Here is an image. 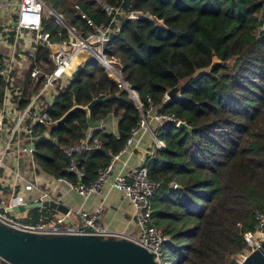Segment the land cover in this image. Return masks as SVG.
<instances>
[{
	"label": "trees",
	"instance_id": "obj_1",
	"mask_svg": "<svg viewBox=\"0 0 264 264\" xmlns=\"http://www.w3.org/2000/svg\"><path fill=\"white\" fill-rule=\"evenodd\" d=\"M104 1L121 9L117 18L123 21L104 45L107 59L122 64V75L144 109L150 96L159 111L192 128L168 121L158 133L154 129L166 147L147 160L150 177L161 182L153 217L170 237L165 252L177 253V264H239L232 257L248 249L245 233L256 229V211L264 213V0ZM76 5L96 25L112 20L94 0H54L53 8L84 37L94 28ZM132 11L151 13L166 27L144 17L126 18ZM53 24L46 28L53 39L59 29L68 37L55 18ZM39 51L48 58L49 49ZM176 86L180 96L164 103ZM103 97L108 99L91 109V118L117 116L118 133L96 128L101 147L76 157L87 173L85 182L96 179L140 122L135 101L98 59L90 58L48 109L59 120L76 104ZM89 128L81 110L62 125L38 124L35 133L48 130L51 138L36 141V163L76 181L65 169L70 158L62 148L81 142ZM31 211L39 217L38 208Z\"/></svg>",
	"mask_w": 264,
	"mask_h": 264
},
{
	"label": "built area",
	"instance_id": "obj_2",
	"mask_svg": "<svg viewBox=\"0 0 264 264\" xmlns=\"http://www.w3.org/2000/svg\"><path fill=\"white\" fill-rule=\"evenodd\" d=\"M94 2L101 6L109 16H112V20L108 25H96L94 21L80 8V6L76 5V9L81 17L86 19L94 28V33L87 37H84L74 26L71 25L72 28L65 26L61 22L60 18L56 17L59 24L67 29L70 40L64 42L66 46L65 49L51 54L54 69L45 73L48 80L45 89L52 86L55 81L63 77L67 72L73 76L74 68L77 65L81 66L90 58H96L101 62L99 57L101 54L107 59L104 54V45L120 31L123 21L118 20L117 15L121 14L122 11L119 7L112 6L104 0H94ZM48 8L49 6L46 0H0V18L6 17L9 20L8 23L1 22L0 25L6 27L10 24V27L16 31V40H18V36H20L22 32L26 31L35 34V40L37 43L42 42L48 46H52L51 33L43 29V17H45V13ZM139 17H141V14H139L138 11H132L126 18ZM113 24L116 26L113 27ZM58 34L62 35L63 31L58 30ZM95 36L99 37V45L95 47V50L92 51L86 58L82 59L79 63L73 64L72 56L76 50H78L77 43L81 40L88 45L91 38ZM109 61L112 63L117 72L122 75V64L111 60ZM2 64L3 62L0 58V73L2 70ZM107 70L110 72L111 76L119 82L120 87H124L129 91L140 111L141 120L137 126L132 128L129 137L122 148L111 154V159L108 164L100 167L98 169L96 179L90 182L84 181L87 177V173L83 168L78 166L76 157L84 152H90L98 147H101L102 141L97 137L90 138L86 136V138L81 140L79 143L63 146V153L70 158V165L65 169L74 173L77 180L73 181L66 177H59V179L84 198H88L95 193H101L104 185L111 180L112 187L121 191L133 207V218L139 228V233L136 237L129 239L144 246L153 254L155 260L159 264H163L162 255L164 245L170 241V237L165 234L161 227L156 225L153 217V198L161 187V182L155 181L150 177L147 160L148 157L154 156L158 150L166 147L164 141L157 136L153 128V124L161 127L164 123L173 121L176 122V125H179L181 120L176 118L174 114H167L159 111V108L150 96L147 97L148 107L144 109L143 103L139 98L137 91L134 90L125 80L118 78L109 69ZM40 72V69L35 67L34 77H36ZM170 100L171 98L166 93L164 103H167ZM35 101L36 99L32 102V104ZM32 104H30V106ZM28 108L21 114V118L17 121L15 128L11 131V135L5 144L0 147V167L9 166L12 170L15 169V167H13L14 165L19 167V153H23L24 157L27 158L29 165L32 163L33 167L32 170L29 169L33 175L31 176V179H29L28 183L24 185L25 190L39 191L41 193L40 199L42 200L55 199L52 197L50 192L40 188L39 183L34 177L38 165L35 160L36 141L51 138L49 131H44V136L41 137L43 134L40 136L39 134H36L35 127H26L24 132L28 134L27 136L29 138L26 139L24 143L19 144L18 151H13L15 138L23 131V118ZM57 122L58 120L53 118L48 110H44L38 114L36 125H45L50 128L52 126H56ZM3 127L4 123L0 117V135L3 131ZM146 132L150 134L153 141L152 150H147L145 152V154H147V158H145L141 164L132 168L128 172H124L128 165L129 157L133 155L136 149L140 146L142 134ZM52 139L55 140L54 137ZM12 158L16 159L17 164L13 162L14 160ZM6 160H8V162H6ZM117 168L118 171L114 176V171ZM14 172L16 173L17 179L22 176V172L18 168H16ZM25 200V195L19 194V189L16 190V188L13 190L10 198L1 199L0 223L21 233L32 232L43 236L94 235L108 237L111 235V233L106 230L104 226H102L100 221L104 209L103 201L92 211H88L83 208H79L77 210L69 208L67 213H62L49 209L48 212L50 213H44L43 217L39 216L38 222H27L22 220L24 219L22 215L24 212H17L14 210L15 206L24 204ZM72 215L77 216L79 222L70 223ZM32 218L34 217L32 216ZM256 218L259 220L256 229L245 233V238L248 241L249 247L242 252L243 255L240 257L238 262L239 264H242L249 254L259 248L264 239V213L256 211Z\"/></svg>",
	"mask_w": 264,
	"mask_h": 264
},
{
	"label": "crops",
	"instance_id": "obj_3",
	"mask_svg": "<svg viewBox=\"0 0 264 264\" xmlns=\"http://www.w3.org/2000/svg\"><path fill=\"white\" fill-rule=\"evenodd\" d=\"M80 8L84 11L81 6ZM59 14L66 19L62 13ZM8 21L6 17L0 18V24L1 22L8 23ZM56 23L59 24L57 19ZM59 25L62 26L61 24ZM63 35L64 33L59 35L58 31L57 39H53L51 35L52 46H48L42 42L37 43L35 34L32 32L24 31L18 36V40H16V31L10 27V24L6 27L0 25V58L3 62L0 73V117L4 123L3 131L0 135V147L10 137L11 131L21 118V114L29 107L23 118V131L19 136H16L14 141L13 151H18L19 144L24 143L29 138L27 136L28 134L24 132V129L26 127L36 128L38 114L51 107L57 96L67 87L73 77L67 72L63 77L55 81L52 86L45 89L46 83L48 82L45 73L54 69L51 54L65 49L64 42L70 40L69 34L67 38L63 37ZM40 49H49L47 59L39 56ZM83 56L85 57L81 51H76L72 57V63L76 64ZM35 67L41 71L36 77H34ZM35 99L36 101L32 104ZM30 104L32 105L30 106ZM101 122L102 126L89 128L87 131L88 137H97L96 128H100L105 132L118 133L119 119L117 116L109 115ZM153 126H156V124H153ZM43 133H40L39 136ZM43 136L44 134L41 137ZM152 148L153 141L150 134L148 132L142 134L140 146L129 157V162L124 172H128L141 164L147 158L145 152L147 150L151 151ZM13 160L17 164L16 159ZM13 167L15 169L18 168L22 172V176L18 179L14 172L15 169L12 170L9 166L0 167V200L10 198L13 190L16 188V190L19 189V194L25 195L26 200L24 202L26 204L41 201V193L39 191H29L24 188V185L28 183L33 174L21 164L19 167L15 165ZM117 171L118 168L114 171V176ZM34 177L42 190L50 192L53 198L64 203L72 210L83 208L92 211L103 201L104 209L100 221L102 226L111 233L107 238H132L138 235L139 228L133 218V207L121 191L112 187L111 180L104 185L101 193H95L88 198H84L75 190L71 189L70 186L62 182L59 177L48 173L39 165H37ZM31 210L22 213L25 221L38 222L39 217H35ZM44 210L45 208L39 209V216L43 217L44 213L49 211V209ZM71 217L70 223L79 222L77 216L72 215Z\"/></svg>",
	"mask_w": 264,
	"mask_h": 264
},
{
	"label": "water",
	"instance_id": "obj_4",
	"mask_svg": "<svg viewBox=\"0 0 264 264\" xmlns=\"http://www.w3.org/2000/svg\"><path fill=\"white\" fill-rule=\"evenodd\" d=\"M55 17L72 28L71 24L64 19L54 8L49 7ZM141 17L154 21L157 25L166 27L162 19L151 13L138 11ZM100 59L107 69L118 78L125 80L117 72L112 63L100 54ZM181 87L176 86L167 92L172 99L180 96ZM108 97L95 98L86 106L75 105L57 122L62 125L77 111H84L90 127L102 126L101 121H93L91 109L99 102L107 100ZM186 131L192 128L181 121L178 125ZM19 163L25 166L26 170H32V163L27 162L23 153H19ZM30 166V167H29ZM34 208L52 209L67 213L69 207L56 199H46L39 202L21 204L14 207L17 212H25ZM32 232L21 233L10 229L0 223V264H159L153 254L144 246L129 238H113L94 235H62V236H41ZM35 236V237H34ZM242 264H264V239L261 246L246 257Z\"/></svg>",
	"mask_w": 264,
	"mask_h": 264
},
{
	"label": "rangeland",
	"instance_id": "obj_5",
	"mask_svg": "<svg viewBox=\"0 0 264 264\" xmlns=\"http://www.w3.org/2000/svg\"><path fill=\"white\" fill-rule=\"evenodd\" d=\"M46 1H47V3H48V6L53 8L54 0H46ZM45 14H46L45 17H43V29H46L48 26L52 29V28L54 27V24H53V18H55V16H54V14H52V12L50 11L49 8H48V10L46 11ZM46 30H47V29H46ZM114 62H115V61H114ZM79 66H80V65H77V66L74 68V70H73L74 74H75V72L78 70ZM158 127H160V126H158V125L153 126V128H154L155 130H157V133H158V129H159ZM157 128H158V129H157ZM100 132H103V130H100L98 133H100ZM98 133L96 134L97 137H99V136H98ZM22 220L25 221V219H22ZM35 236H36V235H35ZM35 236H34V237H35ZM41 236H42V235L37 234L36 237H39V238H40ZM165 245H166V244H165ZM165 245H164V246H165ZM241 255H243V253H242V252H238V253H236V255H234L232 258L236 259L237 262H239ZM177 257H178V254H177V253H176L175 255H173V254H171V253H169V252H165V247H164V249H163V255H162V261H163V264H177Z\"/></svg>",
	"mask_w": 264,
	"mask_h": 264
},
{
	"label": "bare ground",
	"instance_id": "obj_6",
	"mask_svg": "<svg viewBox=\"0 0 264 264\" xmlns=\"http://www.w3.org/2000/svg\"><path fill=\"white\" fill-rule=\"evenodd\" d=\"M98 45H99V37H97V36L91 38L90 43L88 45L85 44L83 41L80 40L77 43L78 50H76V51H81L85 55V57L83 56L77 63H79L82 59L86 58L92 51L95 50L94 48L97 47ZM56 50H58V49H56Z\"/></svg>",
	"mask_w": 264,
	"mask_h": 264
}]
</instances>
